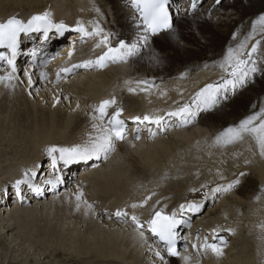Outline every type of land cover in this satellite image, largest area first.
<instances>
[{
    "label": "bare ground",
    "instance_id": "obj_1",
    "mask_svg": "<svg viewBox=\"0 0 264 264\" xmlns=\"http://www.w3.org/2000/svg\"><path fill=\"white\" fill-rule=\"evenodd\" d=\"M124 1L54 0L28 10L20 6L6 10L4 6L7 3L23 5L31 4L32 0H0V20L15 14L28 17L44 12L47 8L55 20H62L66 24L80 20L91 27L89 21L99 20L106 31L115 33V45L118 38H126L129 42L135 38L133 16L123 6ZM209 1L192 14L179 10L175 18L178 26L192 19L198 20L200 25L196 28L201 40L182 33H177L176 39L168 40L164 36L167 34L162 33L157 36V52L151 48L156 43V37H153L139 58H132L127 63L111 64L101 71L76 72L67 80L61 79L59 84H50L51 79L50 82H40L36 73L33 80L37 83L31 90V96L28 94L27 78L23 74L21 79L24 83L13 81L14 88L0 84V144L4 138H9L11 153L15 156V164L8 169L2 167L4 162L0 161V191L2 188L7 189L6 194L0 193V197L5 200V204H0V243L5 237L9 241L6 246H0L3 262L74 264L81 257L77 264H160L154 253L147 250V245L142 244L131 223L118 222L115 216L109 219L104 215L105 211L114 213L117 208H124L155 192L148 205L135 212L142 219L151 216L156 200H160L157 207L167 205L166 209H175L187 199H198L189 189L199 187L201 183H227L234 178V173L241 171L255 173L264 179V159L259 156L254 142L245 140L226 150L210 147L213 138L225 128L226 122L245 109L243 105L251 100L253 94L264 89L262 72L258 79L238 89L234 96L214 111L201 113L194 124L174 127L169 132L158 133L154 139L135 141V147L132 146L131 137H128L122 142L126 145L117 144L115 151L106 161L100 162L99 167L81 174L78 180L85 182L82 187L84 199L96 205L95 211L100 213L99 216L86 211L83 204L80 210H76L75 194L81 186L77 183L76 188H72L74 180L69 178L79 167L61 169L66 179L59 192L51 193L48 191L50 186H43L46 180L43 173H47L49 165L46 149L55 143L60 146L82 143L89 134H95L90 104H97L115 95L118 104H123L126 109L125 113L160 114L166 109H174L177 101H190L206 84L219 81L222 71L214 66L218 48L242 17L264 8V0H236L237 3H244L239 8L234 6L235 1L232 4L233 1L225 0L219 6ZM95 7L100 8V13L94 10ZM210 9H213L211 18L207 15ZM245 33L240 32L237 38L233 36V39L227 40L230 44L227 47H236L243 42L248 36ZM258 38H264V34L257 32L247 47L250 48ZM97 42L98 38H92L88 45L95 47ZM95 48L82 50L78 56L80 62L95 59L105 51L101 47L96 53ZM166 48L170 49L169 54L175 56L166 54ZM227 49L222 55L219 54L220 59ZM152 56H158L159 62L155 63ZM144 63H152L153 67L146 68ZM184 72L188 74L181 79L180 75ZM143 79L154 80L157 86L150 94H130L127 87L118 91V94L114 91L125 86L126 80ZM122 91L130 95H123ZM161 92H166V95L162 96ZM61 94L70 99L61 98V102L53 107L54 96ZM84 96H87L86 100ZM77 103L79 108L76 107ZM246 159L251 163L245 164ZM41 162L43 167L38 169L36 183L45 192L36 196L24 187L25 202L22 205L11 183L19 179L25 169ZM216 168H221L218 170L225 180L219 179ZM243 179L233 191L219 195L220 198L215 202L210 200L201 215L196 216L204 215L205 227L209 232L215 226L220 227V235L224 234V239L227 238L225 255L216 258L211 252L201 251L204 262H200L202 259L195 260V255L180 254L178 260L165 256L167 264H185L182 259L184 256L191 257L187 264H264V242L259 239L260 230L256 227L264 221V202L262 200L261 204H257L254 201L257 189L251 178L245 183ZM123 203L126 205L123 206ZM217 212L218 216L212 218ZM237 217L241 218L239 225L234 221ZM228 229L233 232L229 233ZM12 251L15 254L9 258L8 254ZM60 253L68 254L67 261L58 258Z\"/></svg>",
    "mask_w": 264,
    "mask_h": 264
},
{
    "label": "snow or ice",
    "instance_id": "obj_2",
    "mask_svg": "<svg viewBox=\"0 0 264 264\" xmlns=\"http://www.w3.org/2000/svg\"><path fill=\"white\" fill-rule=\"evenodd\" d=\"M130 6L138 13L137 17H133V23L136 28L134 39L129 42L126 38H118L115 45L113 38L115 33L106 31L100 24L99 20L89 21L91 28L86 26L83 21L77 20L75 27H70L64 21H57L54 19L50 11H44L31 15L28 19H22L17 15H13L6 20L0 22V84L5 87L14 88L13 81L24 83L21 79V72L23 77L27 78L28 94L32 95V88L37 83L33 80L36 74L35 70L40 69L38 79L40 82L48 81V73L43 69L46 67L48 60H39V51L36 48L24 51L22 49V37L33 39V34L39 36L43 42L50 39V34H57L64 36L66 32L74 31L81 34V40L85 38H98L95 44L96 48L103 47L105 51L103 54L95 59L84 60L80 63L66 64L56 72L55 82L59 84L63 78L70 77L79 69L90 70L93 68L104 69L111 64L127 63L130 59L137 57L146 49L153 37H157L162 33L167 34L170 38L176 39L175 30L173 28V14L171 6L173 0H128ZM203 0H190L188 14L195 13L198 6L202 5ZM221 0H214V6L219 5ZM94 10L100 13V8L95 7ZM210 9L207 13L211 18ZM177 14L179 9L176 10ZM257 25H259V32L264 33V15H261L252 26V31L245 37L244 41L236 47H228L226 54L219 61L215 62L214 66H218L222 75L217 82L208 83L201 88L190 101L184 103L176 102V107L170 109L164 114L146 113L144 115H137L132 117V122L137 125L135 134L133 136L132 146L135 147V141L141 139V126L146 128L150 138H155L160 132L166 133L169 130V121L175 120V127H186L194 124L203 112H211L218 108L222 103L228 101L231 96H234L238 89L246 87L250 82H254L255 76L258 72H264L259 64V59L264 56V51L261 50L262 41L257 39L248 48V42L253 40L257 33ZM235 38V36H234ZM74 50V49H73ZM73 52L68 53L69 59ZM21 55L31 56L33 62L31 70L29 68L21 69L17 65L18 57ZM55 59V56H52ZM152 60L159 62L158 56H152ZM39 61V62H37ZM208 67L207 64L204 65ZM187 72L181 73L180 78L187 76ZM125 86L130 94H137L138 92L151 93L154 87H157L154 80H126ZM133 84L135 86H133ZM39 92V88L36 89ZM161 95H166V92H161ZM61 98L69 100L67 96H54L55 103L53 107L61 102ZM80 107L79 103L76 105ZM109 109H112L109 112ZM124 108L119 106L117 98L112 95L110 98L101 100L93 107L91 119L95 121L92 128L95 134H89L86 141L77 143L71 146L52 145L46 149V156L53 171V178L44 181L46 185L51 186L53 191L65 182L62 168H68L74 164L84 163L90 161H106L109 155L115 151L116 143L118 141H126L128 138V126L126 121L122 118ZM155 127V131L153 130ZM245 140H250L255 143L258 149L259 156L264 159V106H261L258 111L253 112L239 123L230 125L220 131L212 141L210 147L226 150L229 146L236 145ZM254 155L256 153H253ZM245 164L251 163L250 160H245ZM93 167H99L98 164L93 163ZM43 167V162L39 165L25 169L21 178L16 179L11 185L15 196L23 205L25 196L23 189L26 186L34 195L41 196L45 189L39 184L35 183L38 178V169ZM197 177L199 173L196 174ZM217 175L221 181L225 180L224 175L217 170ZM248 175L243 171L238 174L234 173V178L227 183H201L199 187L189 189V192L198 199H187L184 203H180L178 207L171 212H166L167 205L157 207L160 200H156L152 206V212L149 219L142 223L139 217L135 214L137 209H142L152 197L156 195L151 192L143 199L132 202L124 208H117L114 213L105 211L109 219L115 216L118 222H131L134 230L138 233L142 244L147 245V250L154 253V256L159 259L160 264H167L165 256L162 254L160 248L155 247L158 242L162 245L169 257H177L180 255L177 249L178 242L184 240L181 228H190V218H185L187 214L198 215L202 213L211 200L215 202L219 195H223L233 191L241 184V178ZM7 193V189H4ZM264 196V185L259 188V194L254 197L255 202H259ZM76 210H80L83 204L86 211L93 215L99 216L96 212V205L84 199V192L82 188H78L76 194ZM131 209V213L129 212ZM145 224L147 231L151 233L154 238L153 243H149L145 235ZM256 227L260 230L259 239L264 242V221H261ZM232 233V229L227 230ZM211 242L206 236L203 243L199 246L193 244V249L197 250L199 254L211 252L216 258L225 255V248L227 241L224 237L219 235V229H213ZM199 239V234H197ZM182 259L185 264L191 259L189 256H184Z\"/></svg>",
    "mask_w": 264,
    "mask_h": 264
},
{
    "label": "rangeland",
    "instance_id": "obj_3",
    "mask_svg": "<svg viewBox=\"0 0 264 264\" xmlns=\"http://www.w3.org/2000/svg\"><path fill=\"white\" fill-rule=\"evenodd\" d=\"M235 2H236V0H234ZM233 1V3L232 4H234L235 2ZM52 3V2H54V0H32V2H31V4H23V5H14L13 3H7L5 6H4V9H6V10H11L13 7H21L22 9H24V10H28V9H32V8H36V7H40V6H43L45 3L47 4H49V3ZM241 4H244V3H240V2H236V4L234 5L235 7H237V8H239L240 7V5ZM216 6H219V5H216ZM261 15H264V8L263 9H261V10H258V11H253V12H251L250 14H248V15H245L244 17H242V19L238 22V24H236L235 25V29L234 30H232V33L231 34H229V36H228V38H227V40L229 41V39H233V36H235V38H237L238 37V34L241 32V33H243V31H246V33L245 34H249V32H251L252 31V26H253V23L261 16ZM189 16V15H188ZM183 23V22H182ZM180 24V23H179ZM200 25V23H199V21L198 20H194V19H192V20H189V21H186L184 24H182V26H178L177 24H176V22H175V27H174V30H175V34H176V36L178 35L177 33H182V34H187L188 36H190L189 38H198L199 40H201L202 39V37L200 36V33L198 32V29L196 28V26H199ZM246 27V28H245ZM259 25H257V29H258V31L257 32H259ZM239 28V29H238ZM245 28V29H244ZM244 29V30H243ZM237 32H239V33H237ZM235 33V34H234ZM221 34L222 33H220V36H221ZM244 34V35H245ZM264 34V33H263ZM228 35V34H227ZM165 36V38L166 39H172V38H170L168 35H164ZM231 36V37H230ZM201 38V39H200ZM154 39H156V43L153 45V47L151 46V48L153 49V50H155L156 52L157 51H159V49L158 48H156L157 46V44H158V39H157V37L156 38H154ZM259 40H261L262 41V44H261V50L262 51H264V38H258ZM193 40V39H192ZM227 40H225V44L223 45L222 44V46L220 47V48H218L219 50H217V57L215 56V58H217V59H215L216 61L218 60V59H220V55H222L223 54V52L225 53V50H226V48H228L227 46L228 45H230L229 44V42L227 41ZM197 43V41H195L194 40V44H196ZM199 44V43H198ZM226 45V46H225ZM222 50V51H221ZM165 53L166 54H168V55H170L171 54V56H175L173 53H170L169 54V52H170V49H168V48H166L165 50ZM163 53V52H162ZM182 54H186V53H183L182 52ZM220 54V55H219ZM140 56V55H139ZM139 56H137L138 58H139ZM137 57H134L133 59H135V58H137ZM171 61H172V58H169ZM155 63H156V61H155ZM150 66H149V65ZM144 65H145V67L146 68H150V67H153V64L152 63H144ZM258 66L261 68V69H264V56H261L260 57V59H259V64H258ZM262 72H259V73H257L256 74V76H255V79L257 78L258 79V76H259V74H261ZM252 83V82H251ZM126 86H123V87H121L120 89H115L114 91H115V93H117L118 91H120V90H123L124 88H125ZM126 91H122L121 92V94H123V95H130V94H127V92L125 93ZM118 94V93H117ZM238 96V95H237ZM84 97H85V99H84ZM83 97V99L84 100H86L87 99V96H84ZM138 104L136 103V106H137ZM132 106H134V105H132ZM243 106H246L245 107V109L244 110H242L241 112H240V114L239 115H237L235 118H233V119H230V120H228V122H226V124H225V128L226 127H228V126H230V125H234V124H237V123H239V121L240 120H242V119H244L245 117H247L248 115H251L253 112H255V111H258L259 110V108L261 107V106H264V89H262V90H259L256 94H253L252 95V97H251V100H249L248 102H245V104L243 105ZM228 123V124H227ZM123 145H126V143H124ZM122 145V146H123ZM11 142H10V140H9V138H4L3 139V142L0 144V161L2 160L3 162H4V164H3V166L2 167H5V168H10L11 166H13L14 164H15V156L11 153ZM123 148V147H122ZM120 151H122V149L120 150ZM237 161L235 160V163H236ZM14 169V168H13ZM217 170L219 169V170H221V168H216ZM14 172V171H13ZM248 173V175H246L245 177H244V183H245V181L248 179V178H251L252 179V182L254 183V186L256 187V195H258L259 194V188H260V186L261 185H264V179H261V178H259V176L258 175H256L255 173H251V172H247ZM252 176V177H251ZM243 183V184H244ZM242 184V185H243ZM259 185V186H258ZM84 187V186H83ZM168 194V193H167ZM171 196H173V194H171ZM220 200V199H219ZM263 200V201H262ZM264 202V196H262V198H261V200L259 201V202H256L257 204H261L262 202ZM123 206L124 205H126L125 203H123L122 204ZM218 214V212L217 213H215L214 214V216L212 215L211 217L213 218H215V216H218L217 215ZM241 218L240 217H237L234 221L239 225V222L241 221L240 220ZM238 220V221H237ZM243 226H241V234H243V228H242ZM9 241H8V239H6V237H5V240H3V241H1V243H0V246H6V244L8 243ZM0 252H2V250L0 249ZM64 253H66V252H64ZM14 254H15V251H12L11 253H9L8 254V257L9 258H13V256H14ZM67 255V256H66ZM80 256H82V255H80ZM63 257V258H62ZM58 258L60 259V260H64V262L65 261H67V259H68V254H59V256H58ZM81 259V257L80 258H78V259H76L75 261H74V264H77L78 263V261ZM199 259H202V261H200V262H204V260H203V258H198V260ZM3 260H4V257H3V253H0V262H2L3 264H7L8 263V260L7 261H5V262H3ZM84 260V259H83ZM177 260H178V258H177ZM9 262H10V260H9ZM15 262V261H14ZM98 264V263H97Z\"/></svg>",
    "mask_w": 264,
    "mask_h": 264
}]
</instances>
